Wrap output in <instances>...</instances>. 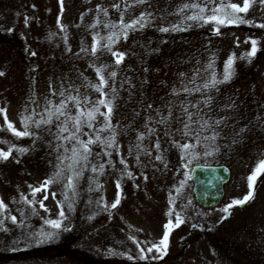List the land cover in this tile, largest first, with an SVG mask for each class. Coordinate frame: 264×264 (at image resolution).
<instances>
[{
  "label": "rangeland",
  "instance_id": "374dc122",
  "mask_svg": "<svg viewBox=\"0 0 264 264\" xmlns=\"http://www.w3.org/2000/svg\"><path fill=\"white\" fill-rule=\"evenodd\" d=\"M226 2L243 4V0ZM185 3L204 6L202 0H63L61 13L60 0H0V109H6L7 117L6 122L5 113H0V151L11 150L8 160H0L4 205L0 264H264V175L259 176L250 201L223 211L247 195V178L264 160V28L258 26L264 24V4L250 0L249 11L237 14L248 22L221 25L216 35L214 24L185 19L195 11L181 14ZM142 13L147 17L145 26L138 25L128 31L127 39L120 35L113 43V51L125 54L123 63L116 65L103 45L119 28L104 25H119L121 15L131 23ZM174 26L182 30L173 31ZM94 37L99 41L95 56L90 51ZM252 40L257 52L249 56ZM229 58L233 66L227 82L203 92L182 91L193 86V76L197 85L213 74L223 80ZM105 66L106 79L108 73H117L104 91L111 96V86L117 89L111 119L118 148L92 145V155L71 190L61 178L34 195L33 190L62 167L59 158L71 145L61 146L55 120L40 128L33 121L46 115L49 100L55 105L62 99L60 91L89 101L102 98L90 85L99 83L96 68ZM208 96L211 104L205 107L202 102ZM194 103L201 105L200 115L209 123L222 121L202 133V137L215 133V142L201 137L197 144L178 130L184 119L181 105L196 112ZM69 109L75 115L71 103ZM169 109L171 120L156 123ZM29 116L28 131L34 135L18 137L8 129L11 123L23 132L22 117ZM149 116L153 119L145 127ZM102 126L103 117L98 115L95 128ZM149 128L154 129L152 134ZM82 131L88 133L81 135L83 140L95 135L87 127ZM141 133L142 142L137 139ZM99 135L103 140L110 133ZM184 143L196 145L188 155L177 147ZM106 151L112 155H105ZM157 155L162 159L157 160ZM196 163L229 166L224 195L214 206H201L194 199L190 168ZM100 164H104L102 173L91 170ZM118 191L120 203L112 208ZM177 213L184 222L173 227L166 254L153 249L143 253L148 259H140L141 248L158 244L164 225L169 221L175 225ZM50 220L59 221L61 227L53 228Z\"/></svg>",
  "mask_w": 264,
  "mask_h": 264
},
{
  "label": "snow or ice",
  "instance_id": "6c2138e0",
  "mask_svg": "<svg viewBox=\"0 0 264 264\" xmlns=\"http://www.w3.org/2000/svg\"><path fill=\"white\" fill-rule=\"evenodd\" d=\"M136 3H144L145 0H135ZM254 2V0H252ZM261 4H264V0H259ZM202 3L204 6H201L200 3H185L179 10L181 14H183L188 9H194V13L192 15L185 16L186 20H195V21H203L204 23L208 24H214L215 25V34L220 35V26L221 25H231V24H243L247 23L248 21H245L241 16L237 15L238 13H247L250 8V0H243V4L238 5L235 3L228 4L226 0H202ZM213 3L216 4V7L212 8L209 7ZM60 6H61V13L63 12V0H60ZM116 9L120 8L119 4L113 5ZM97 11H103L104 15H107L106 9H101L99 6H97ZM209 13L207 16H205V13ZM147 21V17L145 14H141L138 19L132 20L131 23H125L123 19V15L120 17L119 25L112 24L108 25L105 24V27L110 28H119V32H113L111 35H109L106 39L108 41L107 44H104L103 47L111 53V55L115 58V64L120 65L123 63L125 54L122 52L113 51L112 45L115 41H117L120 38V35H123L124 39H127L128 31L131 29H136V27L139 25V27H144L145 23ZM27 22V20H26ZM100 23L99 20L97 21V24ZM97 25L93 24L91 27L95 28ZM257 26V25H253ZM261 28H264V24L258 25ZM61 30L63 31L64 28L61 26ZM173 31H180L182 30L179 27H173ZM163 32L169 31L168 28L161 29ZM104 39V38H101ZM94 43L91 47V54L95 56L97 52L99 51L97 45L99 44V41L95 40L94 37ZM256 41L252 40V49L251 52L248 54L249 56H254L257 52L256 48ZM82 52L88 51L87 49H81ZM32 55H35V53H32ZM232 66H233V59L229 58L225 65V73L223 76V80H217L215 78V75L213 74L212 78L201 84L197 85L195 81V76L192 77L190 83L193 85L192 87L184 86L182 91L187 94H192L195 92H203L207 89H214L219 83L227 82L231 76H232ZM209 68L212 67L211 64L208 65ZM106 70L105 67L96 68L97 77L99 79L98 84H91L90 87L93 88L97 93H100V96L102 98L96 100V101H89V99L85 96L83 99L80 98L79 94L72 95L69 93L67 96L65 95V91H60L58 94L62 99L59 100L58 103L53 105L52 101H48V107L44 109V113L46 115H41V118L39 120L33 121L36 128H40L41 125H50L54 122V120L57 122L56 127L58 129V135L57 139L60 140L61 146H63L64 142H67L71 147H65L64 153L65 155L60 157V164L62 167L50 178L45 180L44 184L41 186V188H37L33 190V194L35 195L36 192L45 191L47 187L51 184L57 183L61 178L66 179V183L64 187L66 189L71 190L74 187V182L79 180L80 177V169H82L85 166V162L88 161L89 156L92 155V145L100 144L102 143L106 149H110L113 147L118 148V144L116 142V127L112 124V116L115 112L116 105L114 103V100L117 95V89L114 86V84L111 86V93L112 95L109 96L108 93L104 91L105 88H109L108 79H112L114 81L117 73L116 71H112L108 73V79L105 78L104 72ZM199 74V70H197L196 75ZM3 73L0 72V76H2ZM184 74L181 73V76ZM174 93H176V90H173ZM79 90L77 89V93ZM57 93L53 92L52 95H56ZM178 94V93H177ZM206 94V93H205ZM72 104V106L75 108V115L71 113V110L69 109V104ZM203 105L205 107L210 106L211 104V97L208 96L203 102ZM91 104V107H85L86 105ZM101 107L105 109V111L101 112ZM148 108H151L152 105H148ZM182 112L181 115L184 117V119L181 121L183 127L181 129H178L183 133L184 136H192L196 143H201V137L202 133L206 130L212 129L213 126H218L222 123L220 119H217L215 121H212L209 123V120L204 119L200 115V108L201 105L199 103L191 104L192 108L197 109L196 112L189 111V107L187 105L182 104ZM0 113H5V121L7 122L6 117V109H0ZM103 117V126L100 128H95V122L97 120V116ZM139 115V113H137ZM158 115L160 113L158 112ZM172 111L169 109L167 116L161 115V118L156 121V123L160 124H167L171 118H172ZM63 118V119H61ZM152 117L149 116L145 127H148V123L152 121ZM32 120V117H22V124L25 127V130L23 132L16 131L11 123H7L8 129L13 130V134L16 136H28V135H34V133H31L28 131V125L29 121ZM198 126V127H195ZM87 127L90 130H93L95 135L89 136L87 140L81 139V135H88V133H84L82 130L83 128ZM154 129L149 128V134H152ZM101 132H108L110 135L103 140L101 139V136L99 133ZM168 134L167 132L165 133ZM137 139L139 141L144 140V134L141 133L138 135ZM203 141L211 140L212 142H215L216 140V134L214 133L212 136H203ZM196 145L190 144V143H184V144H177V147H180L182 151L185 153V155L190 154V150L193 149ZM139 147V145H137ZM160 145L159 142L156 144V148L159 149ZM20 152L25 151V149H19ZM105 155L111 156V152H105ZM205 155H211L210 152H205ZM11 156V150L9 151H0V160H8ZM139 159V157H137ZM157 160H161L162 157L160 155L156 156ZM67 161V163H65ZM121 163H124L123 160L120 161ZM91 170L93 172H103L104 170V164H100L98 168L96 166H92ZM68 173L67 175H65ZM260 175H264V160H262L256 169L253 171L252 175L248 176V188L249 192L246 196H244L243 199L235 200L232 202V204L226 206L223 211L225 213L229 212V209L234 206H243L245 203L250 201L254 197V190L256 186V182L259 179ZM128 176L131 177V173H128ZM147 179V177H145ZM183 187V182L181 184ZM117 189H120L119 182L117 183ZM53 196H55V193H53ZM47 194L44 195V199H47ZM67 199V197H66ZM174 201H170V203H173ZM120 203V193L118 191L117 197L115 201L111 204L112 208H116ZM41 206L43 207V203H41ZM3 202L0 201V208H3ZM61 216L64 215L63 211L60 213ZM169 216L172 215V212L168 213ZM226 218V217H225ZM13 222H15L16 217L11 218ZM183 219L180 217V215L177 213L175 218V225L172 224L171 221H169L167 224L164 225L165 231L163 234V237L160 239L158 244H153L151 247H148L146 250L141 248V256L140 259H148L147 256H145L143 253L146 251L147 253H152L153 249H155L157 252H163L166 254V249L168 246L169 236L171 231L173 230V227H179L183 223ZM2 223V221H0ZM53 228L59 229L61 227V223L56 220H50L47 221ZM139 246V244H138ZM161 258V257H156ZM131 259V257H129Z\"/></svg>",
  "mask_w": 264,
  "mask_h": 264
},
{
  "label": "water",
  "instance_id": "95a60500",
  "mask_svg": "<svg viewBox=\"0 0 264 264\" xmlns=\"http://www.w3.org/2000/svg\"><path fill=\"white\" fill-rule=\"evenodd\" d=\"M230 175L224 163H196L190 168L195 201L204 207L216 205L224 194V183Z\"/></svg>",
  "mask_w": 264,
  "mask_h": 264
}]
</instances>
